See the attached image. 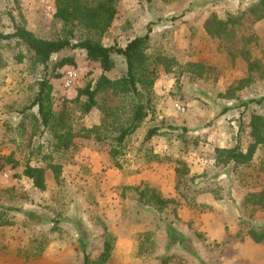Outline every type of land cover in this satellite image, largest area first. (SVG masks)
I'll use <instances>...</instances> for the list:
<instances>
[{"label":"rangeland","instance_id":"obj_1","mask_svg":"<svg viewBox=\"0 0 264 264\" xmlns=\"http://www.w3.org/2000/svg\"><path fill=\"white\" fill-rule=\"evenodd\" d=\"M56 1L0 0V33L17 23L122 48L149 33L139 95L104 87L86 113L83 90L124 77L123 55L104 73L82 49L44 66L17 40L0 41V264H84L86 254L91 264H264V242L249 235L264 224L250 201L264 194V144L248 163L221 154L246 153L252 116L264 115L260 0H119L103 37L79 24L71 37ZM213 16L228 21L223 34L208 31ZM71 67L79 77L65 88ZM44 80L42 115L31 105ZM140 105L144 118L119 141ZM28 167L44 170V190Z\"/></svg>","mask_w":264,"mask_h":264},{"label":"trees","instance_id":"obj_2","mask_svg":"<svg viewBox=\"0 0 264 264\" xmlns=\"http://www.w3.org/2000/svg\"><path fill=\"white\" fill-rule=\"evenodd\" d=\"M118 1L119 0H57L56 17L65 24L71 26V30L69 31L71 37L75 35L73 28L77 24L83 26L88 31H94L97 36L103 37L111 28L117 15ZM252 10L260 13V18H263L264 0H260L259 4H257ZM11 18L14 22L15 19L12 15ZM206 27L213 35L223 34V32L227 31L229 28L228 21L226 22L216 16L207 20ZM2 39H15L19 43L25 45L28 51L33 53L34 59L44 66H46L57 53L67 49H82L87 52L88 59L100 63L103 72L105 73L110 71L113 66L112 56L114 54L123 55L126 58L128 66L127 74L124 77L113 81L103 74L94 89L88 86L83 90V93L87 96L84 111L88 113L97 105V95L104 87L110 86L116 91H131L135 93V95H139L137 87V69L140 64L146 60L147 56L145 50L150 35L147 33L144 36L136 37L131 40L125 48H122L117 46H105L99 40H94L89 37L76 40H73L70 37L46 39L37 36L31 30L16 23L13 32L8 34L0 33V41ZM245 80L249 79L245 78L239 80L240 84ZM50 89L51 85L49 82L45 80L42 81L38 98L31 105L32 107L38 105L42 115H44V109L42 107L44 104V98ZM143 108L142 105L138 106L132 123L122 131L119 141H122L136 128L138 122L142 121L145 116ZM250 126L252 129L251 135L254 141L249 146L248 151L243 153L237 148L223 150L221 154L225 163H248L253 159L258 147L264 144V115L254 114ZM154 132H156V130H154ZM177 172H182V170L178 168ZM26 175L34 180L35 185L39 189H45L44 170L42 168L28 167ZM250 197L252 198L254 196ZM255 197H257V201H250L254 204L257 203L264 208V194L258 193ZM261 227V230L255 227L249 229L250 237L257 243L264 242V224ZM110 250L111 245L107 242L103 254L105 261L109 258ZM84 264H91L90 257L87 254L85 255Z\"/></svg>","mask_w":264,"mask_h":264},{"label":"built area","instance_id":"obj_3","mask_svg":"<svg viewBox=\"0 0 264 264\" xmlns=\"http://www.w3.org/2000/svg\"><path fill=\"white\" fill-rule=\"evenodd\" d=\"M79 77V72L78 70H76L75 68H68L66 69L65 73H64V78H63V82H64V87L65 88H71L74 86L75 82L78 80ZM176 108L178 111L185 113L187 111L185 105L183 104H176Z\"/></svg>","mask_w":264,"mask_h":264}]
</instances>
